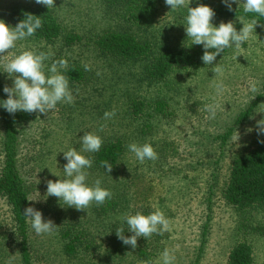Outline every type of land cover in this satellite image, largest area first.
Listing matches in <instances>:
<instances>
[{"label": "rangeland", "instance_id": "374dc122", "mask_svg": "<svg viewBox=\"0 0 264 264\" xmlns=\"http://www.w3.org/2000/svg\"><path fill=\"white\" fill-rule=\"evenodd\" d=\"M32 1L0 0V19L6 22L3 11L10 4ZM98 1L66 0L65 4V0H56L53 9L66 33L76 31L89 37L99 26L107 23L101 20L105 8ZM205 1L212 7H226L221 0ZM186 3L196 7L201 0H186ZM232 7L239 8V5L233 4ZM184 14L186 8L171 11V7L161 0L152 23L147 31L142 32V37L146 36L165 48L191 49L200 46L204 51L201 45L184 46L187 36L180 24ZM229 21L234 25L240 23L238 18L213 20V23L218 26L220 22ZM24 50L51 51L54 53L53 60L72 59L82 66L89 65L91 70L88 72L95 77L92 85L106 92L107 101L113 97L116 87L125 94L139 95L149 101L163 98L170 108L166 116L144 122L146 118L133 119L126 115L128 104L122 95L112 99L114 104L108 107V111L115 110L116 114L109 120L94 110L89 116L81 117L83 122L65 124L67 104L64 103L47 114L36 112L37 121L27 127L21 138L22 174L27 181L30 198L34 200L31 201L32 206L42 211L45 220L51 219L55 225L59 220L57 215L60 210L49 213L45 209L49 205L59 208L60 204L55 201V196L46 199L45 195L48 180L64 178L62 171L67 161L62 151L73 147L79 150L80 137L85 132H93L103 141L111 135L125 141V156L108 177L99 178L88 169L87 183L92 185L100 179L101 186L112 192V198L99 205V210L109 208V202L114 200L130 210L138 206L160 209L170 219V231L165 232L166 238L157 243L158 255L152 257L151 264H162L160 253L165 248L175 257L173 264H227L229 252L240 241H248L253 246L254 264H264V204L238 212L224 195L233 160L264 141V134L257 131V121L264 119V25L257 24L255 32L241 49H226L217 57L213 66L220 63L221 72L218 75H215L212 66L203 63L202 53L195 67L177 71L168 81L154 84L141 80L147 62H137L131 67L116 66L120 80L117 84L113 81L111 70L113 61L105 64L87 44L78 49L65 47L62 38L53 43L27 39L17 41L16 47L9 50L7 56H0V75L8 86H12V79L3 72V65ZM47 63L50 64L51 60ZM216 81H222L225 86L218 96L214 87ZM260 95L262 97L249 119L236 126L223 145L220 136L234 126L239 113L248 110ZM213 97L218 104L214 117L204 107ZM236 129L241 134L240 140L238 134L236 140L232 139ZM2 131L0 119V173L3 165ZM133 142L151 143L158 158L140 163L127 149V145ZM95 206L93 203L76 214L94 241V249L89 252L90 255H85L86 262H64L59 255L60 243L56 234L34 233L35 254L40 264H104L100 260L114 264L115 259L106 255L113 247L110 238L113 230L105 228L102 215L92 213ZM11 226V208L0 196V237L10 232ZM3 244L0 243V264H18L15 251L1 250ZM114 246H119L118 241ZM93 257L94 261L91 260Z\"/></svg>", "mask_w": 264, "mask_h": 264}, {"label": "trees", "instance_id": "16d2710c", "mask_svg": "<svg viewBox=\"0 0 264 264\" xmlns=\"http://www.w3.org/2000/svg\"><path fill=\"white\" fill-rule=\"evenodd\" d=\"M160 1L99 0L100 5L105 8L102 11L101 20L103 22L107 21V23L99 26L97 31H94L89 37H85L76 31L66 33L56 11L53 8L49 10L43 5L36 4L34 0L31 3L10 4L3 11V16L6 22L13 27L23 20L27 14L41 16L42 28L27 40L53 43L63 38L65 47L76 49L87 44L92 52L101 58L102 62L106 64L111 60L115 63V66H113V62L110 61L113 81L117 84L120 80L116 66L131 67L137 62H147L141 80L148 84H154L168 81L171 75L177 71L195 67L200 61V55L203 53L200 46L191 49L165 48L155 44L146 36L142 37V32L147 31L148 26L152 23L156 7ZM201 3L210 6L205 0H201ZM212 8L216 12L213 20L236 19L237 13L243 15L242 11L238 12L239 8L236 7H232V11H229L227 7ZM253 15L248 14L245 19L248 20ZM257 19L258 24L264 25V17H257ZM235 27L238 31L242 28L240 23L236 24ZM68 61V69L65 74L69 78L75 101L65 107V124L67 122L69 125L83 122L84 120L81 117L89 116L94 110L104 118V113L108 111V107L114 104L113 98L122 95L126 97L128 104L126 115L133 119L146 118L147 121L144 122H148L152 118L166 116L170 110L169 104L163 98L149 101L144 97H139V95L125 94L121 92V88L116 87L114 88L113 97L107 101L106 92L95 89L97 87L92 85V82L95 81L94 75L92 76L91 73L85 71L84 66L79 61L72 59ZM5 85L7 83L0 75V99H7V94L3 91ZM83 91L84 93H82ZM261 97V95L258 96L248 110L239 113L234 126L220 136L223 145L231 136L234 128L249 119ZM0 119L3 130L0 196L5 198L12 212L10 232L0 237V243H4L1 250L15 251L18 264H40L38 256L35 254L37 252L33 239L35 232L30 226V221L23 215L24 209L32 206V203L27 200V198H30L29 187L22 174L23 149L21 144V138L25 135L27 127L32 122L37 121L36 112L18 111L15 115H11L0 108ZM110 136L104 141L99 152L88 155L93 159L90 170L99 178L108 177L117 168L126 153L125 141L122 138ZM104 161L112 164L111 173H107L103 167L102 162ZM224 195L228 203L238 212H246L264 204V141L233 160ZM55 201L58 203L57 198ZM97 208H99L98 205L95 206L92 213L102 215L103 222L106 225L105 228L108 227L113 230L112 237L110 236L113 247L107 251L106 255L108 258L115 259L114 264H143L144 261H151L152 257L158 255L157 243L159 240L166 238L165 233L163 235L153 234L148 239L140 237L138 238L137 247L133 249L130 245H124L115 231L123 224L125 235L131 236L133 233L127 232L123 215L135 214L137 211L148 214L154 211L153 209H144L143 206H138L130 210L129 207L114 200L109 202V208L105 207L102 210ZM55 209L60 210L57 215L59 220L56 223L58 228L53 232L59 239V255L64 258V262L65 260L76 263L86 262L85 255L94 249V241H92L86 226L80 221V217L76 215L78 210L66 205L59 208H52L49 205L45 210L53 213ZM63 214H66V216ZM120 214L122 216L118 219ZM116 241H118V247L114 246ZM91 260L94 261L95 257ZM99 262L107 264L102 260ZM254 263V249L248 241L238 242L228 254L227 264Z\"/></svg>", "mask_w": 264, "mask_h": 264}, {"label": "clouds", "instance_id": "9594fccd", "mask_svg": "<svg viewBox=\"0 0 264 264\" xmlns=\"http://www.w3.org/2000/svg\"><path fill=\"white\" fill-rule=\"evenodd\" d=\"M36 4L43 5L49 10L55 6L56 0H34ZM165 4L171 7V11L185 9L186 14L182 16V24L185 28L187 40L184 46L201 45L203 55L201 60L207 66H212L215 75L221 72L220 63H216L217 57L225 53L226 49L238 51L249 40L255 32L258 24L257 17H264V0H221V2L232 11V5L238 4L239 11L243 15H238L239 22L243 25L237 30L234 23L220 22L217 26L213 23L216 16L215 10L203 3L196 7H190L186 0H164ZM248 14H254L246 21ZM42 28L41 16L27 14L17 25L10 26L0 19V56H7L9 50L16 47L17 41L33 37ZM213 50V51H209ZM54 53L51 51L24 50L15 54L6 64L3 65L4 73L12 79V86L5 85L4 93L7 99H0V108L9 114L15 115L18 111L33 113H45L57 108L58 104H72L75 100L70 81L65 72L68 69V61L64 58L53 60ZM51 60V63H47ZM85 71H89L90 66L84 65ZM99 74V73H98ZM216 95L223 93L224 84L216 81L214 84ZM205 110L215 116L218 108L215 97L205 106ZM115 110L106 111L104 119L109 120L115 116ZM103 127V126H101ZM258 134H264V119L257 121ZM239 140L241 134L236 129L233 140ZM238 140V141H239ZM80 149L69 148L62 151L64 159L63 177L52 172L59 180H48L46 189V199L55 196L61 207H74L77 210H86L90 205H102L112 198L111 190L101 186L102 182L97 179L94 184L87 183L93 159L82 153H97L103 146V138L93 132H85L80 137ZM127 149L134 154L135 158L144 163L147 160H155L158 154L151 143H129ZM107 173H111L112 164L108 161L102 162ZM45 199V200H46ZM29 201H34L27 198ZM23 215L30 221V226L35 234H51L58 226L51 220H45L42 211L33 206L24 209ZM123 222L127 225V232L133 233L131 236L125 235L123 224L116 228L117 237L124 245H130L133 249L137 247L138 238H150L153 234L163 235L170 231L171 222L164 212L156 209L148 214L135 212V214H124ZM162 264H173L175 257L168 248L160 253ZM143 264H151V261H144Z\"/></svg>", "mask_w": 264, "mask_h": 264}]
</instances>
